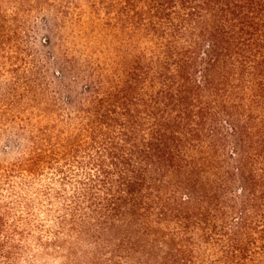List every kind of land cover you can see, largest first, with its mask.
Segmentation results:
<instances>
[{
    "label": "trees",
    "instance_id": "16d2710c",
    "mask_svg": "<svg viewBox=\"0 0 264 264\" xmlns=\"http://www.w3.org/2000/svg\"><path fill=\"white\" fill-rule=\"evenodd\" d=\"M14 1L0 264H264V0ZM24 5L71 30L52 73L14 54Z\"/></svg>",
    "mask_w": 264,
    "mask_h": 264
},
{
    "label": "rangeland",
    "instance_id": "374dc122",
    "mask_svg": "<svg viewBox=\"0 0 264 264\" xmlns=\"http://www.w3.org/2000/svg\"><path fill=\"white\" fill-rule=\"evenodd\" d=\"M3 1L4 7L9 13L15 11L16 1ZM20 9V17L13 24L15 30L13 43H15L17 51L14 54L21 61L20 67L23 69L38 67L49 71L48 73L54 72L56 67L52 64V56L61 55L62 53L70 54V28L68 25H64L61 20L49 24L47 19L53 17L52 7L42 6L28 10L24 5ZM47 38L52 41L51 46L45 45V39Z\"/></svg>",
    "mask_w": 264,
    "mask_h": 264
}]
</instances>
